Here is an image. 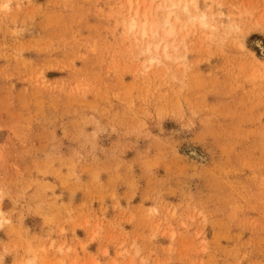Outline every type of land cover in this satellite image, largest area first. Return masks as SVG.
<instances>
[{
    "label": "rangeland",
    "instance_id": "rangeland-1",
    "mask_svg": "<svg viewBox=\"0 0 264 264\" xmlns=\"http://www.w3.org/2000/svg\"><path fill=\"white\" fill-rule=\"evenodd\" d=\"M196 1L0 0V264H264V0Z\"/></svg>",
    "mask_w": 264,
    "mask_h": 264
},
{
    "label": "bare ground",
    "instance_id": "bare-ground-1",
    "mask_svg": "<svg viewBox=\"0 0 264 264\" xmlns=\"http://www.w3.org/2000/svg\"><path fill=\"white\" fill-rule=\"evenodd\" d=\"M170 6H167L166 11H162V27H166L167 30L164 33V38H171L174 35V29L171 24V15H173V11L171 12V9L173 8L174 10L178 11L180 10L185 16L188 18L192 17V12L198 11V3L196 0H166ZM136 2V1H135ZM136 5V4H134ZM131 4L129 3L128 5V14L130 15V9H131ZM140 10L137 8L131 15V20L130 22L127 23L128 31L129 32H134L133 37L136 40L144 42L146 39H150L152 41L155 40V37L158 34V30L156 29H150L149 31L146 30V26L148 23V17L147 15L149 14V10H145L142 13H139ZM210 18V17H209ZM211 18H213L211 16ZM216 19H213L211 22H215ZM200 22L202 26H208L210 22H207V15L205 13H202L200 16ZM164 39L161 40L160 44L163 42ZM158 54L159 52V46H151L147 45L145 48V54H151V51ZM166 49V48H165ZM165 52V51H164ZM149 65L152 64L154 61L153 58H150L148 60ZM1 224V221H0Z\"/></svg>",
    "mask_w": 264,
    "mask_h": 264
}]
</instances>
